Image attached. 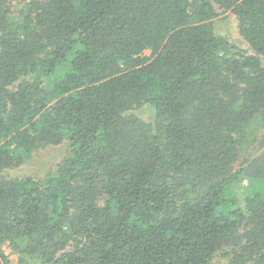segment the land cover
Returning <instances> with one entry per match:
<instances>
[{
	"label": "trees",
	"instance_id": "16d2710c",
	"mask_svg": "<svg viewBox=\"0 0 264 264\" xmlns=\"http://www.w3.org/2000/svg\"><path fill=\"white\" fill-rule=\"evenodd\" d=\"M226 11L248 51L215 31ZM4 243L16 264H264V0H0L11 264Z\"/></svg>",
	"mask_w": 264,
	"mask_h": 264
},
{
	"label": "rangeland",
	"instance_id": "374dc122",
	"mask_svg": "<svg viewBox=\"0 0 264 264\" xmlns=\"http://www.w3.org/2000/svg\"><path fill=\"white\" fill-rule=\"evenodd\" d=\"M237 24L238 21L236 16L230 11L222 13L220 17L213 21L215 31L219 35L228 38L239 48L248 51L249 46L239 34ZM144 54L148 55L150 54V51L145 50ZM131 112L146 121H149L152 118V110L149 106L134 107ZM67 148V142L58 145H48L46 147L39 148L33 153L32 158L27 163H24L21 166H18L17 168H12L10 170V174L15 176L31 175L34 177H42L43 175L51 171L57 161L65 155ZM246 184L247 181L244 180L243 185ZM2 249L11 260V264H16L17 254L11 253V249L7 243H4L2 245ZM213 263L228 264V260L221 254H217L213 259Z\"/></svg>",
	"mask_w": 264,
	"mask_h": 264
}]
</instances>
